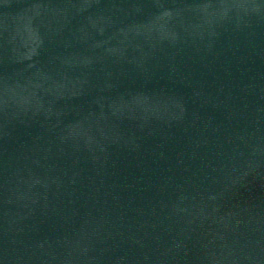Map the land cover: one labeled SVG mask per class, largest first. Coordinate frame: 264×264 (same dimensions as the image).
Here are the masks:
<instances>
[{
  "label": "water",
  "instance_id": "1",
  "mask_svg": "<svg viewBox=\"0 0 264 264\" xmlns=\"http://www.w3.org/2000/svg\"><path fill=\"white\" fill-rule=\"evenodd\" d=\"M0 264H264V0H0Z\"/></svg>",
  "mask_w": 264,
  "mask_h": 264
}]
</instances>
